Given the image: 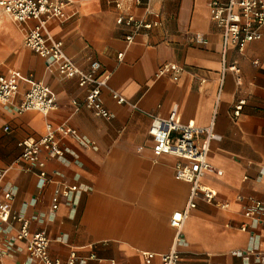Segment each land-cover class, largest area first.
Returning a JSON list of instances; mask_svg holds the SVG:
<instances>
[{
    "label": "crops",
    "instance_id": "crops-1",
    "mask_svg": "<svg viewBox=\"0 0 264 264\" xmlns=\"http://www.w3.org/2000/svg\"><path fill=\"white\" fill-rule=\"evenodd\" d=\"M210 1L149 0L146 13L130 0H69L66 18L49 22L80 68L92 71L97 61L95 75L109 76L100 99L111 118L86 105L90 85L48 67L44 56L25 45L35 21L17 22L0 11L3 72L31 76L57 95V108L47 115L34 109L19 113L28 89L21 82L12 103L0 107V200L7 190L14 193L13 213L28 220L31 233L46 231L50 257L65 264L75 252V264H161L177 234L170 218L187 207L191 183L176 178L178 157L154 154L150 114L168 116L178 104L183 121L206 127L214 120L222 136L212 142L213 169L201 177L215 199L200 195L187 213L177 245L180 264H264V222L243 227L249 222L248 198L264 199V26L262 36L243 50L230 46L223 53ZM130 12L156 22L132 42L126 40ZM198 34L202 42L195 40ZM224 61L237 63L240 73L226 71L221 84ZM171 63L181 68L177 78L174 70L157 75ZM114 91L126 101L118 102ZM239 100L245 103L236 118ZM48 122L64 155L43 153V181L38 165L19 160V142L39 139ZM60 126L81 137L62 133ZM56 182L69 192L52 212ZM20 228L14 218L0 222V264H42L30 254L27 239L17 237Z\"/></svg>",
    "mask_w": 264,
    "mask_h": 264
},
{
    "label": "built area",
    "instance_id": "built-area-1",
    "mask_svg": "<svg viewBox=\"0 0 264 264\" xmlns=\"http://www.w3.org/2000/svg\"><path fill=\"white\" fill-rule=\"evenodd\" d=\"M130 2L135 7L143 6L145 12H149V0H130ZM68 3L69 0H0V11L17 22L35 21V24L25 35V45L44 56L47 59L48 67L55 68L69 77H77L81 86L90 85L85 97L86 105L98 115L111 118L112 114L104 107L100 99L101 89L107 85L109 76L99 78L95 75V72L100 68V63L95 61L91 64L92 71H84L65 52L62 40L57 39L49 29L51 20L66 18L65 6ZM116 5L121 7L122 4L120 1H116ZM209 5L212 18L222 29L223 53L230 46H235L241 51L247 42L262 36L264 0H211ZM125 23L130 28V32L126 35L128 42L134 41L138 34L149 31L156 24V22L149 21L145 14L137 15L131 12L126 15ZM195 40L202 42V36L198 34ZM119 56L122 57V54ZM168 70H174L175 78H177L181 68L176 63L166 64L157 72V75H162ZM228 70L240 73L237 63L227 64L224 61L221 84ZM21 82H26L28 89L24 99L17 107V112L34 109L47 115L57 108V95L51 87L16 70L4 73L1 66L0 107L12 103L14 96L20 90ZM113 97L120 103L126 101L125 97L116 91L113 92ZM244 103V100H239L235 105L234 116L236 118L240 115ZM133 106L138 107L135 103ZM150 116L152 122L149 132L154 142V154L157 156L169 154L178 157L175 176L191 183L187 207L184 210L173 212L170 218L171 226L177 231L174 246L170 252L161 257V264H180L181 256L177 245L183 240L182 229L187 213L196 206L198 196L202 195L208 202H213L215 199L214 192L201 185V177L213 169L209 161L212 142L221 140L222 136L216 132L214 120L206 127L196 125L193 120L183 121L178 104H174L168 116L157 114H150ZM59 130L64 134L69 133L81 137L77 130L71 127L60 126ZM19 145L22 149L19 160L38 165L40 168L38 175L43 181L48 180L43 153L56 158L64 155V149L49 122L46 124V133L43 136L39 139H23ZM7 171L8 168L2 170L1 176L5 175ZM68 192L60 182H56L51 194L52 212L57 210L61 194H68ZM239 199H242V196ZM248 199L250 203L246 206L244 215L249 219V222L243 224L245 228L264 222V199L252 197ZM13 200L14 193L7 190L0 200V222L7 223L11 218L17 219L21 222L17 237L27 239L28 250L33 257L42 264H63L60 259L50 257L48 252L50 240L46 231L31 233L28 228V220L13 213ZM153 255L149 253L148 257L152 258ZM77 260V254L72 252L65 264H75Z\"/></svg>",
    "mask_w": 264,
    "mask_h": 264
}]
</instances>
